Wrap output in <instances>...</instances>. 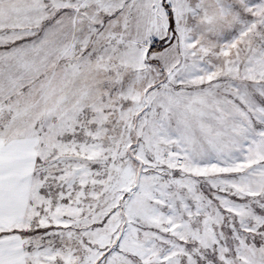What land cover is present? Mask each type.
Here are the masks:
<instances>
[{
	"label": "snow or ice",
	"instance_id": "snow-or-ice-1",
	"mask_svg": "<svg viewBox=\"0 0 264 264\" xmlns=\"http://www.w3.org/2000/svg\"><path fill=\"white\" fill-rule=\"evenodd\" d=\"M0 264H264V0H0Z\"/></svg>",
	"mask_w": 264,
	"mask_h": 264
}]
</instances>
